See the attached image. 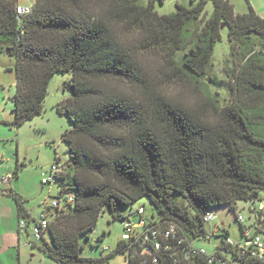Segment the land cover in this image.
Here are the masks:
<instances>
[{
	"label": "trees",
	"instance_id": "16d2710c",
	"mask_svg": "<svg viewBox=\"0 0 264 264\" xmlns=\"http://www.w3.org/2000/svg\"><path fill=\"white\" fill-rule=\"evenodd\" d=\"M164 1L35 0L32 12L19 16V0H0V51L16 59L13 124L42 115L53 77L71 75L72 96L58 105L73 124L62 135L71 162L56 163L60 205L46 208L48 228L29 243L43 242L40 249L57 264H110L118 253L128 264H155L154 255L156 264H207L206 257L186 260L181 239L185 246L206 240L217 254L237 258L227 240L240 236L233 238L228 225L211 234L205 217L217 206L264 203V17L252 8L236 13L232 0L177 3L174 13L159 15L155 7ZM226 29L232 65L221 79L212 73L213 56ZM164 77L183 95L205 97L191 107L168 96L158 83ZM174 194L188 200L195 216ZM11 196L34 238L37 221L21 196ZM143 198L157 210L149 222L175 225L176 238H160L153 255L141 256L122 240L106 257L81 255V237L91 238L105 208L124 221L123 211Z\"/></svg>",
	"mask_w": 264,
	"mask_h": 264
},
{
	"label": "rangeland",
	"instance_id": "374dc122",
	"mask_svg": "<svg viewBox=\"0 0 264 264\" xmlns=\"http://www.w3.org/2000/svg\"><path fill=\"white\" fill-rule=\"evenodd\" d=\"M34 0H21L24 7L32 6ZM179 3L186 8L196 5L192 0H165L164 4H157L155 9L159 15H168L176 11ZM238 14H246L251 8L264 16V0H232ZM207 17L213 12V3L209 2L206 7ZM222 40L216 45L213 56L212 73L219 78L223 76V70L230 67L232 44L229 39L228 29L222 33ZM16 59L0 51V264H57L48 259L40 249L43 242L37 247H31L28 243L33 242V237L19 232V218L17 205L11 194H18L23 198L24 205L35 217H38L44 207L50 206L56 200L60 192L59 182L43 183V179L50 176L54 164L71 162L67 147L62 140L65 131L73 129V124L67 115L58 110V105L63 100L72 96V90L67 86L71 80L70 74H56L49 87V93L45 99L44 112L31 121L25 122L21 127L13 123L16 119L12 97L16 93ZM162 92L168 96L195 107L199 98L195 94H185L180 87L169 83L166 77L163 82H158ZM225 92V91H224ZM222 91V93H224ZM65 196L72 192H65ZM65 196L61 199L62 206L66 207ZM259 197L264 200V190L259 192ZM176 203L187 210L191 216H195L194 210L188 200L179 194L173 195ZM144 207L146 217L157 214L155 206L143 198L131 208L123 211L126 219L115 221L112 219L107 208L103 211L95 226L91 238L81 237V255L86 258L99 259L108 256L109 251L103 252L104 248L115 251L124 233V222L136 209ZM238 209L230 206H217L211 212L218 217L214 225L226 222L235 239L240 235V224L236 220V214L241 212L248 222L252 214L246 202H239ZM134 222L138 219L132 217ZM210 230V226L207 227ZM48 243L51 236L46 235ZM197 247L204 248L209 254L216 252V246L206 240L196 243ZM110 264H128L126 256L122 253L115 254Z\"/></svg>",
	"mask_w": 264,
	"mask_h": 264
},
{
	"label": "built area",
	"instance_id": "2783aa9c",
	"mask_svg": "<svg viewBox=\"0 0 264 264\" xmlns=\"http://www.w3.org/2000/svg\"><path fill=\"white\" fill-rule=\"evenodd\" d=\"M33 5L29 7L19 6L17 8V13L19 16L28 15L32 12ZM62 171V166L59 164H54L50 172V176L43 179L44 184L51 183L55 181L56 176ZM70 201H73L70 198ZM59 201H53L50 206L44 207L38 217L33 218L37 221L35 225L32 226L30 232L34 236V240H40L42 238V233L46 231L49 225V219L47 217V209L58 207ZM249 210H251V221L248 222L245 216L239 212L237 215V221L245 229L240 232V241H235L232 238L227 240V243L233 246L237 250L239 257L227 254H209L206 249L197 247L196 243L184 245L185 240L181 239L179 244L183 247L184 258L188 261L198 257H206L207 264H243V261L257 260L264 264V227L260 224V221H264V203L252 202L249 205ZM138 221L134 222L130 220L124 223V233L122 235V241L130 242L132 246L136 245V251L139 252L138 248L141 249L139 254L141 256L153 255L155 251H159L162 248V243L160 238L165 239L176 238L177 228L175 225H170L167 229L162 228L159 224H152L146 218V210L144 207L138 208ZM218 219L213 213H208L205 217V221L211 225V234L219 235L221 231L227 228L226 222L217 223L214 225V221ZM27 222L21 220L19 222V232L20 234H26ZM263 232V233H261ZM210 244V243H209ZM29 245V243H28ZM185 246V247H184ZM168 248V247H167ZM106 251H110L105 248ZM153 262L158 263L157 256L154 255ZM176 264H180L176 262Z\"/></svg>",
	"mask_w": 264,
	"mask_h": 264
},
{
	"label": "crops",
	"instance_id": "0c3cea01",
	"mask_svg": "<svg viewBox=\"0 0 264 264\" xmlns=\"http://www.w3.org/2000/svg\"><path fill=\"white\" fill-rule=\"evenodd\" d=\"M34 2H35V0L33 1L32 5L34 4ZM19 5L24 7V5H23V3L21 2V0H19ZM257 13H258V12H257ZM258 14H259L260 16L264 17L262 14H260V13H258Z\"/></svg>",
	"mask_w": 264,
	"mask_h": 264
},
{
	"label": "water",
	"instance_id": "95a60500",
	"mask_svg": "<svg viewBox=\"0 0 264 264\" xmlns=\"http://www.w3.org/2000/svg\"><path fill=\"white\" fill-rule=\"evenodd\" d=\"M224 27H225V26H223L222 28L224 29ZM10 52H11V51H10L9 49L6 50V54H7V55H10Z\"/></svg>",
	"mask_w": 264,
	"mask_h": 264
}]
</instances>
